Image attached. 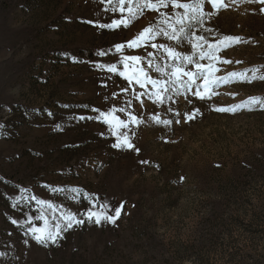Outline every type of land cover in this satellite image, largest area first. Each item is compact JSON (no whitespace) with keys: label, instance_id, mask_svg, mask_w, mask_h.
<instances>
[{"label":"rangeland","instance_id":"rangeland-1","mask_svg":"<svg viewBox=\"0 0 264 264\" xmlns=\"http://www.w3.org/2000/svg\"><path fill=\"white\" fill-rule=\"evenodd\" d=\"M225 3L206 4L213 14L197 31L219 45L211 79L245 69L257 78H231L203 100L190 91L162 105L138 85L139 100L122 91L128 82L100 67L123 71V56L145 57L144 47L114 46L158 23V13L146 10L127 28H100L120 18L103 0H0V264H264V107L215 110L264 101V4ZM155 42L193 54L187 42ZM128 71H137L135 62ZM113 107L127 129L103 122L100 113ZM121 133L139 152L112 146ZM30 195L78 215L91 207L86 197L112 208L125 203L115 224L86 222L44 246L28 232L43 226L28 222L42 207Z\"/></svg>","mask_w":264,"mask_h":264},{"label":"snow or ice","instance_id":"snow-or-ice-1","mask_svg":"<svg viewBox=\"0 0 264 264\" xmlns=\"http://www.w3.org/2000/svg\"><path fill=\"white\" fill-rule=\"evenodd\" d=\"M105 3L112 4L110 11L113 13L119 11L120 18L115 19L111 24L98 25L100 28H119L121 26L127 28L133 19L144 14V12L151 11L159 14V22L156 24H149L145 27L134 39L126 44H117L115 49L117 52H122L125 47L135 49L144 47L146 56L141 57L137 55L123 56L121 63L123 64V71L113 65H100L109 73H115L122 76L127 82L122 91H132L137 100L140 99L144 92L136 93L135 86L138 85L141 89L147 90L150 98H154L155 103L164 104L166 100H170L172 95H182L187 92H192L193 95L199 97L201 100L205 99L204 93L209 91L210 86L214 88L220 83L228 82L231 78H239L240 80L251 82L256 79L255 75L249 77V71L255 72V69H245L244 72H232L226 77H218L215 81L211 79L213 71H219L214 68L211 61L217 59L216 52L219 45L211 43L204 35H198L197 31L203 27L205 18L210 17L213 13L205 11V5H210L212 9L226 8L225 0H103ZM264 4V0H259ZM127 4V7L125 5ZM167 10V11H165ZM172 10L176 11L174 14ZM88 23H93L88 21ZM211 32V29H204ZM163 37L165 40L174 42L175 45L187 42L193 49V54H186L176 51L175 47L168 43H157L159 38ZM239 37L225 36L223 41H239ZM222 43V41L220 42ZM205 45L207 46L205 48ZM162 51L166 55L161 58L154 52L147 51V48ZM99 55H107L105 52H100ZM209 61V63H202V61ZM131 62L137 65V71L130 73ZM230 63V61H229ZM191 65L192 68H187ZM150 73L158 74V78H153ZM264 80V76L259 77ZM149 85L151 88L149 89ZM106 86V85H105ZM194 89V91H193ZM235 95V94H232ZM207 98H211L209 95ZM131 105V101L128 102ZM260 104L264 107V101L259 97H250L248 100L242 101L239 104L230 105L227 107H218L215 110L219 112L234 113L242 108H249L252 105ZM98 111V110H97ZM117 111L115 107L109 112H101L103 122L113 127L119 126L121 128H128V122L115 116ZM120 112H127L128 109L121 108ZM199 114V109H196L191 114H185V122L193 120ZM179 116V113L176 114ZM93 117L80 116L78 119L87 120ZM129 120L139 125L141 121L129 113ZM180 120L177 119L176 123ZM156 123L169 125L171 120H160L157 118ZM114 148L125 150L134 149L139 152L129 140L127 133H121L117 137V142L112 145ZM142 163H146L142 161ZM26 191V190H25ZM58 191H63L59 189ZM80 193L75 189L71 199L76 200ZM24 200L22 196L20 198ZM89 199L91 207L85 213L78 215L71 211H61V208L54 205L50 201L38 198L35 195L28 197V202L35 201L42 207L38 209L39 215L35 217H28V222L33 220L43 221L42 227L33 225L28 232L32 238L39 244L47 246L49 243L55 244L58 239L63 238V233L73 229L75 226H83L86 222L101 225L102 222H111L115 224L116 219L121 215L125 202H121L118 207L112 208L110 205L100 203L97 205L98 197H86ZM13 224L18 222L13 219ZM27 243V241H25Z\"/></svg>","mask_w":264,"mask_h":264}]
</instances>
